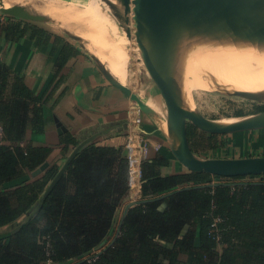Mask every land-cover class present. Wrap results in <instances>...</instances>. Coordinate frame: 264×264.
<instances>
[{
  "label": "trees",
  "instance_id": "16d2710c",
  "mask_svg": "<svg viewBox=\"0 0 264 264\" xmlns=\"http://www.w3.org/2000/svg\"><path fill=\"white\" fill-rule=\"evenodd\" d=\"M0 37L52 45L51 56L59 53L41 97L0 63V230L16 227L0 238V264H264V174L229 183L207 173H172L170 157L156 153L143 164V201L128 209L112 241L129 195L123 147L92 143L82 149L45 196L62 168L49 161L53 149L36 146L29 135L46 132L45 107L80 50L36 23L1 14ZM188 135L196 154L218 150L223 137L192 125ZM80 143L71 132L63 134V159ZM46 162V171L29 177Z\"/></svg>",
  "mask_w": 264,
  "mask_h": 264
},
{
  "label": "water",
  "instance_id": "95a60500",
  "mask_svg": "<svg viewBox=\"0 0 264 264\" xmlns=\"http://www.w3.org/2000/svg\"><path fill=\"white\" fill-rule=\"evenodd\" d=\"M1 1V0H0ZM123 21L135 26L137 41L143 53L148 74L156 85L166 107L165 121L133 90L122 84L102 61L90 51L92 60L103 76L124 93L140 111L163 125L168 147L179 165L190 172L207 173L226 179L264 174V156L243 158H200L192 149L188 126L214 136H228L264 130V111L235 122L222 123L205 117L186 101V53L193 46L216 44L255 48L264 52V0H120ZM1 9L5 15L32 22H49L40 14H32L22 5ZM74 40L82 39L70 32ZM84 46V45H83ZM85 47V46H84ZM211 78V77H210ZM217 89L227 96L239 97L264 105V91L246 92L224 87L214 76ZM58 134L68 132L55 117ZM167 123L168 133L165 129ZM143 132L144 129H142ZM96 136L81 142L72 152L61 171L48 188L47 196L66 172L77 154L91 145ZM50 166L46 162L32 173L37 177Z\"/></svg>",
  "mask_w": 264,
  "mask_h": 264
},
{
  "label": "crops",
  "instance_id": "0c3cea01",
  "mask_svg": "<svg viewBox=\"0 0 264 264\" xmlns=\"http://www.w3.org/2000/svg\"><path fill=\"white\" fill-rule=\"evenodd\" d=\"M29 6L33 7L31 4ZM48 6H50L49 9L52 12H55L58 8L50 4H43L42 8L48 9ZM33 8L39 10L41 13H45L41 7ZM88 10L90 12H87V16L95 17L97 15L93 10L91 12L90 8ZM99 13L101 14V9ZM99 19L101 18H97V23L100 22ZM105 22L107 24L111 23L109 19H106ZM67 24L65 23L64 26ZM67 26H65V31L75 33L84 38L87 41V49L95 53L106 63L114 77L129 87L127 79L129 75L128 63L130 53L127 52V49L130 43L124 32H121L116 24L111 28L110 33L103 34L98 31L93 35L91 31L86 35L85 33H79L77 29L70 28V25ZM51 50L52 45L36 47L35 43L28 39L12 43L0 37V63H6L13 72L22 76L25 83L40 97L45 94L54 78V62L59 53L55 57H52ZM104 54H107V60H105ZM88 57L91 58L90 55H85L80 51L77 57L72 58L68 62L63 71L65 79L60 91L45 107L46 132L42 135H29V139L36 146L48 145L53 149L49 161L58 160V165L65 164L67 160L63 159L61 155L62 147L59 143L62 135L58 134L55 117H58L68 129V132H71L81 142L96 136L91 143H95L98 146L124 148L126 136L132 129L131 119L134 114L133 109L135 105L124 93L107 81L92 58ZM137 60L140 61L138 58ZM142 96H147V98L140 97L160 114L152 101L159 99V97L156 95L154 99L153 96L144 94ZM55 99H58V101L55 102ZM143 129L146 136L152 142L151 157H154L156 154L153 147L161 144L162 149L160 152L167 154L172 160L169 172H186L177 163L168 147L167 140L162 131L163 125L151 117L144 115ZM247 133L235 134L236 142L239 146L238 150L245 153L247 151V139L245 138L247 135L244 136V134ZM258 156H264V153ZM127 207L126 198L119 207L122 213L116 216V223L109 241H112L119 235L120 226L127 212Z\"/></svg>",
  "mask_w": 264,
  "mask_h": 264
},
{
  "label": "rangeland",
  "instance_id": "374dc122",
  "mask_svg": "<svg viewBox=\"0 0 264 264\" xmlns=\"http://www.w3.org/2000/svg\"><path fill=\"white\" fill-rule=\"evenodd\" d=\"M23 1L25 5L31 4L33 5V7H39V8L40 7L42 8L43 4L44 5L50 4L53 6H57L59 9L57 8L55 12H52L49 9L50 6H48V9H44V8L42 9L45 12L44 14L48 13L46 15L52 17L53 19L58 20V22L55 21L52 23L50 21L49 22L46 21L45 23H36V24L57 34L63 39L65 43H70L71 45H73L78 50H80L81 52H83L85 55L88 56L90 55V53L89 50L87 49V43L83 40L82 43L80 41L74 40L66 33V31H64V29L59 28V26L68 23L67 25H70V28L72 27L74 29H77L79 33H85L87 35L88 32L91 31V34L93 35L95 32L98 31L102 32L103 34L110 33L111 28L114 27V24H116L119 30L123 32L119 24L113 18L110 11L107 10L106 5H104L101 0H23ZM89 8L91 9V12L93 10L94 13L97 14L95 17L87 16L88 15L87 12L89 11L88 10ZM100 9H101V14L99 13ZM0 14L4 17L6 16L4 13H0ZM97 18H101L99 19L100 20L99 23L96 22ZM106 19H109L111 23L107 24L105 22ZM129 43L130 46H128L127 52L130 53V59L128 63L129 75H128L127 83L129 87L132 88L133 92H137L139 94L140 92H142V94H140L142 98H147V96H142L143 94L148 96H153L154 99L157 95L159 99H155L152 101L154 102V107L160 112L162 116L160 114L159 115L165 121L166 107L161 98V95L159 94V91L156 85L151 80L149 74L146 72L144 66L141 63H139L140 61L137 60L138 56L135 54L132 47L134 45L130 41ZM104 57L105 60H107V54L106 55L104 54ZM214 78L217 79L216 77ZM217 81L220 82L218 79ZM220 83L222 84V82ZM222 85L224 87L233 89L228 85H224V84ZM197 86L198 84H196L195 87ZM191 94L193 97L192 100H193L194 108L199 110L208 119L215 121L241 119L260 112L262 110L261 107L263 106L258 102L245 100L239 97L227 96L223 94L221 91H219L216 85H214L213 91L210 89L201 88V89H195L193 92H191ZM240 112L242 113L241 114L242 117L239 116ZM246 135L247 137L245 138L247 139L246 141L247 154L244 151L238 150L239 146L237 145L236 142L237 139L235 138V135H228V136H223L222 138L219 137L218 150L212 152L211 151L200 152L197 155L202 159H207V158H238L244 156L250 157V156H258L263 154L264 130L248 132L247 134H244V136ZM63 166L64 163L59 165V167L61 168ZM183 169H185V171L188 172L186 168ZM29 177L32 178L31 175ZM29 177L26 178L30 179ZM251 180L253 179L252 178L245 179L246 182ZM224 181L225 182L228 181L229 183L233 182L229 178ZM121 213L122 211L121 209H119L117 214H121ZM15 230L16 227L14 226L1 229L0 238L4 236L6 233L15 232Z\"/></svg>",
  "mask_w": 264,
  "mask_h": 264
},
{
  "label": "bare ground",
  "instance_id": "6f19581e",
  "mask_svg": "<svg viewBox=\"0 0 264 264\" xmlns=\"http://www.w3.org/2000/svg\"><path fill=\"white\" fill-rule=\"evenodd\" d=\"M101 1L104 5H106L107 10L110 11L113 18L119 24L126 38L134 45L132 46L133 50L148 73L147 66L143 61L142 50L140 49L137 41L135 26L133 23L131 25H126L123 21V8L120 0ZM15 4H20L28 8L32 14H40L52 23L55 21L58 22V20L46 15L48 13H41L39 10L30 7L29 5H25L23 0L0 1V5H3L5 8L12 7ZM1 7L2 6H0V13H3ZM59 28L65 29V26L62 25L59 26ZM72 34L78 36L75 33ZM78 37L87 43L84 38L81 36ZM92 54L98 57L95 53ZM102 63L104 62L102 61ZM104 65H106V63H104ZM106 67L108 68L107 65ZM211 76L216 77L220 82H222V84L228 85L237 91H264V52L246 46L216 44L197 45L189 49L186 53L184 88L186 101L192 109H194V104L191 92L195 89L201 88L213 91L214 85L212 83L213 81L211 82ZM196 84H198L197 87H195ZM136 94L140 97L138 93ZM237 120H225L222 123H231ZM166 124L167 123H165L166 131L168 133Z\"/></svg>",
  "mask_w": 264,
  "mask_h": 264
},
{
  "label": "built area",
  "instance_id": "2783aa9c",
  "mask_svg": "<svg viewBox=\"0 0 264 264\" xmlns=\"http://www.w3.org/2000/svg\"><path fill=\"white\" fill-rule=\"evenodd\" d=\"M133 112L131 119L132 129L127 134L124 145L128 162L129 195L127 197V209L135 208L143 201V164L151 158L152 153V142L145 132L142 131L144 114L137 106H134ZM1 134L0 131V141ZM153 148H155L156 153H159L162 146L158 144ZM101 251L102 249L97 250L94 254H99Z\"/></svg>",
  "mask_w": 264,
  "mask_h": 264
},
{
  "label": "clouds",
  "instance_id": "9594fccd",
  "mask_svg": "<svg viewBox=\"0 0 264 264\" xmlns=\"http://www.w3.org/2000/svg\"><path fill=\"white\" fill-rule=\"evenodd\" d=\"M1 133H2V131H1ZM127 211H128V209H127Z\"/></svg>",
  "mask_w": 264,
  "mask_h": 264
}]
</instances>
